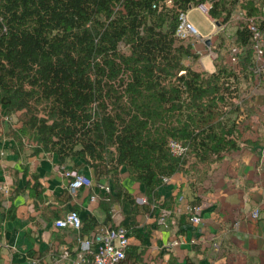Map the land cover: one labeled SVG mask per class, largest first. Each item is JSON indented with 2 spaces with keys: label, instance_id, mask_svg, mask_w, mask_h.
<instances>
[{
  "label": "trees",
  "instance_id": "16d2710c",
  "mask_svg": "<svg viewBox=\"0 0 264 264\" xmlns=\"http://www.w3.org/2000/svg\"><path fill=\"white\" fill-rule=\"evenodd\" d=\"M205 2L215 22L242 18L236 65L214 58L212 73L183 63L198 55L175 35L179 15ZM261 3L0 0V115L25 118L34 154L82 160L97 178L124 167L151 192L197 173L239 148L240 91L254 66L246 20L264 32ZM171 142L185 153L173 155Z\"/></svg>",
  "mask_w": 264,
  "mask_h": 264
},
{
  "label": "crops",
  "instance_id": "0c3cea01",
  "mask_svg": "<svg viewBox=\"0 0 264 264\" xmlns=\"http://www.w3.org/2000/svg\"><path fill=\"white\" fill-rule=\"evenodd\" d=\"M230 21L217 22L212 36L219 31L224 36ZM238 27L226 34L230 51L238 48ZM207 37L197 44L211 57ZM211 61L208 73L214 71ZM253 64V82L243 87L238 102L239 148L203 167L198 176L175 173L151 192L124 167L114 177L97 178L82 160L60 161L52 153L18 148L0 126V264H71L78 238L100 226L126 230L123 264H264V64L254 54ZM63 167L87 175L92 186L70 195ZM195 209L197 224L189 219ZM71 210L81 218L82 236L54 226Z\"/></svg>",
  "mask_w": 264,
  "mask_h": 264
},
{
  "label": "built area",
  "instance_id": "2783aa9c",
  "mask_svg": "<svg viewBox=\"0 0 264 264\" xmlns=\"http://www.w3.org/2000/svg\"><path fill=\"white\" fill-rule=\"evenodd\" d=\"M208 2L199 4L197 7L204 14H207L210 7ZM258 19L264 21V0L260 8V16ZM246 29L250 35V47L256 57L258 64H264V32L259 29L256 18L246 20ZM175 35L180 39H187L195 36L199 37L195 28L186 22L185 14L179 15V24ZM239 53L238 48H232L230 56L233 61ZM173 155L182 156L186 149L175 142L169 145ZM62 175L68 179L67 189L70 195H75L80 188H90L92 186L91 179L78 171L62 168ZM167 178L164 179L166 181ZM108 191V188H107ZM95 198L91 197L93 201ZM253 219L258 217V211L255 210L250 215ZM193 224L199 223V215L197 209L189 218ZM54 226L61 229H71L78 232L81 228V218L76 211H69L63 218L54 221ZM172 245H176L177 241H173ZM128 245V237L126 230L122 227L100 226L89 236L78 238V249L75 257L71 260V264H123L125 260V249ZM65 255L64 257H66ZM53 264H60L55 261Z\"/></svg>",
  "mask_w": 264,
  "mask_h": 264
},
{
  "label": "rangeland",
  "instance_id": "374dc122",
  "mask_svg": "<svg viewBox=\"0 0 264 264\" xmlns=\"http://www.w3.org/2000/svg\"><path fill=\"white\" fill-rule=\"evenodd\" d=\"M207 6H209V4H207ZM185 19L187 23L191 24L195 28L199 37L193 36L192 38H187L186 40H184V43L194 44L196 45V48L199 51H202L201 56H198V58L196 59L187 58L185 60V62L187 63L186 65H189L192 63L194 64L195 67L196 66L198 67L196 69L202 70L201 66H199V63L197 62L198 59L201 58L200 60L201 65L203 66L205 71L210 72L213 70L211 60L213 59L214 61V58H218V60L222 59L223 62H225L227 65L235 64L229 54V51H227L230 48V44L227 41L228 38L226 37V34H230L231 32H233L234 31L233 27H238V25L242 22L241 21L242 18L240 14L238 13V10L235 11L230 17L231 25H229L227 29L225 30L226 34L224 36L221 35L223 31H219V29L217 28H216V31L217 32L219 31V35L217 34L218 35V36L216 35L217 37H215V35L212 36V34L215 32V27L211 23V21L207 18V16L200 11L198 7L188 10L187 13L185 14ZM220 21L222 22V19H220ZM202 37H207V39L210 40V43H211L210 48H211V54H212L211 57L207 54V52L203 50V48H201V46H199V44H197L198 43L197 39H199V41L200 40L202 41ZM221 42H222V45H220ZM24 121H25V118H22V115L19 116L18 113L10 114L8 116L0 115L1 128L4 129L5 132L9 131V135L12 137H15V136L19 137L18 135H21L23 137L24 144L27 145V149L31 150L33 146V141L31 140L30 134L21 133V131L24 128L23 126H25ZM212 165H210L209 168ZM197 170H199V172L201 171L202 173L205 170V168L197 167ZM192 171L195 172L196 170H192ZM195 174L196 176H198L199 173L197 174L195 172Z\"/></svg>",
  "mask_w": 264,
  "mask_h": 264
},
{
  "label": "water",
  "instance_id": "95a60500",
  "mask_svg": "<svg viewBox=\"0 0 264 264\" xmlns=\"http://www.w3.org/2000/svg\"><path fill=\"white\" fill-rule=\"evenodd\" d=\"M214 25L218 26V23L216 22V23H214ZM205 42H206V44H208L209 43V39H207Z\"/></svg>",
  "mask_w": 264,
  "mask_h": 264
}]
</instances>
